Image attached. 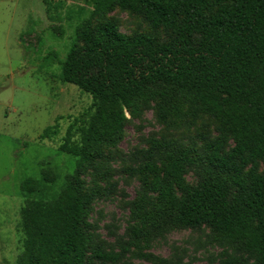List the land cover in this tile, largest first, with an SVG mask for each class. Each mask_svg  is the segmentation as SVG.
Segmentation results:
<instances>
[{
	"label": "trees",
	"instance_id": "16d2710c",
	"mask_svg": "<svg viewBox=\"0 0 264 264\" xmlns=\"http://www.w3.org/2000/svg\"><path fill=\"white\" fill-rule=\"evenodd\" d=\"M96 13L115 4L142 13L154 28L175 31L169 42L151 35L131 36L112 21L84 27L59 60L61 81L74 84L92 96L87 123L76 119L67 129L60 149L78 158L79 168L100 155L106 140L120 137L126 109L149 95L170 100L189 93L203 109L221 119L234 139L224 152L218 142L209 144L207 160L215 172L197 186L184 174L193 163L189 152L171 154L163 174L155 163L145 170L154 175L151 189L160 192L176 210L172 223L207 226L232 240L247 237V249L264 264V0H88ZM83 42V44H81ZM57 59L56 52H51ZM159 85L156 90L150 87ZM163 116L165 113L163 112ZM58 133L48 126L41 139ZM251 167L244 173L247 165ZM58 177L50 170L41 178L27 177L21 184L25 199L20 211L23 248L17 264H86L90 238L82 223L90 197L82 194L77 174ZM178 187L183 198L175 193ZM236 193L233 194V188ZM97 257L116 259L97 252Z\"/></svg>",
	"mask_w": 264,
	"mask_h": 264
},
{
	"label": "rangeland",
	"instance_id": "374dc122",
	"mask_svg": "<svg viewBox=\"0 0 264 264\" xmlns=\"http://www.w3.org/2000/svg\"><path fill=\"white\" fill-rule=\"evenodd\" d=\"M106 21L120 32L151 35L161 43L176 36L117 4L96 13L88 0H0V264H17L23 248L21 184L27 177L41 178L45 170L58 177L49 185L53 191L62 187L65 175L77 174L81 193L90 197L82 223L90 238L86 264H259V255L245 246L247 237L232 240L207 226L173 224L176 210L151 189L154 175L145 170L147 163L157 164L163 174L169 156L186 150L193 163L184 178L197 186L215 172L207 160L209 144L220 142L224 152L234 147L221 119L193 95L139 100L126 109L122 135L106 140L100 155L82 168L78 158L60 149L76 119V129L87 123L92 96L61 81L59 60L82 28ZM55 123L58 133L41 139ZM80 138L77 129L72 139ZM258 171L264 173V162ZM175 193L183 198L178 187ZM97 252L117 258H99Z\"/></svg>",
	"mask_w": 264,
	"mask_h": 264
}]
</instances>
